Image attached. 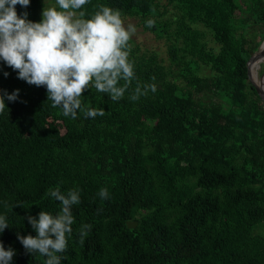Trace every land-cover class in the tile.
I'll return each mask as SVG.
<instances>
[{
    "label": "trees",
    "instance_id": "1",
    "mask_svg": "<svg viewBox=\"0 0 264 264\" xmlns=\"http://www.w3.org/2000/svg\"><path fill=\"white\" fill-rule=\"evenodd\" d=\"M44 1L17 5V14L38 22ZM100 4L165 39L169 65L131 46L136 79L124 97L85 88V105L104 115L73 119L44 86L0 62V90H19L0 112V213L9 223L0 241L15 250L13 264H43L17 234L35 235L28 215L59 210L48 196L56 186L79 188L81 199L61 264H264V105L246 66L264 39V0H167L172 16L159 0L84 8ZM137 82L157 90L132 101ZM81 224L91 225L83 241Z\"/></svg>",
    "mask_w": 264,
    "mask_h": 264
},
{
    "label": "clouds",
    "instance_id": "2",
    "mask_svg": "<svg viewBox=\"0 0 264 264\" xmlns=\"http://www.w3.org/2000/svg\"><path fill=\"white\" fill-rule=\"evenodd\" d=\"M89 3L90 0H54V5L43 7L41 19L34 22L28 19L27 11L18 15L16 10L17 5L27 8L30 0H0V62L26 83L44 86L52 107L73 119L78 112L85 118L104 115L102 109L85 105V88H94L112 101H119L136 79L134 62L129 58L135 25L125 24L120 10L105 4L87 13L84 6ZM153 24L151 19L145 21L148 28ZM3 75L7 77L9 73L5 71ZM156 90L154 83L137 82L129 99L136 101ZM18 92L0 90V112L6 106L5 100H17ZM48 196L59 202V210L55 214L41 210L35 217L28 215L35 235L18 233L17 239L26 252L45 257L43 264H61L63 257L59 254L66 251L72 235V210L81 202L80 189L62 192L56 186L48 191ZM98 196L108 199V189L100 188ZM7 227L8 218L0 213V233ZM89 231L91 225L81 224V241ZM14 255L15 250L0 241V264H13Z\"/></svg>",
    "mask_w": 264,
    "mask_h": 264
},
{
    "label": "rangeland",
    "instance_id": "3",
    "mask_svg": "<svg viewBox=\"0 0 264 264\" xmlns=\"http://www.w3.org/2000/svg\"><path fill=\"white\" fill-rule=\"evenodd\" d=\"M160 3V9H167V16H172L173 15V8L167 4V0H159ZM50 4L54 5V1L51 0H45L43 7H48ZM43 7L40 11V14L43 10ZM123 21L125 24L132 23L136 27V32L132 35L130 39V45L132 47H135L139 49V51H153L155 52L158 57L162 60V62L167 66L169 65V59H168V54H167V48H168V42L165 39H157L151 32L145 31L142 29L140 23H139V18L135 16H125L122 17ZM260 35L257 34L256 30L250 31L248 33V38H249V45L250 46H255L256 43L259 40ZM207 40H208V45L215 46V43L212 41L210 35H207ZM259 46L255 51H257ZM264 69V64L262 61L260 62V69L258 71V77L261 74V72ZM201 73L203 74H208L209 69L207 67L202 66L201 68Z\"/></svg>",
    "mask_w": 264,
    "mask_h": 264
},
{
    "label": "water",
    "instance_id": "4",
    "mask_svg": "<svg viewBox=\"0 0 264 264\" xmlns=\"http://www.w3.org/2000/svg\"><path fill=\"white\" fill-rule=\"evenodd\" d=\"M257 60H261L264 64V39L260 43L258 50L254 51L246 62L248 79L251 85L255 88L256 92L259 94L264 105V69L259 75L257 82L253 80L250 70V65L255 63ZM135 224L136 222L135 223L128 222L127 225L131 227L134 226Z\"/></svg>",
    "mask_w": 264,
    "mask_h": 264
},
{
    "label": "bare ground",
    "instance_id": "5",
    "mask_svg": "<svg viewBox=\"0 0 264 264\" xmlns=\"http://www.w3.org/2000/svg\"><path fill=\"white\" fill-rule=\"evenodd\" d=\"M261 60H257L255 63L250 65L251 75L255 82L258 81V71L260 69Z\"/></svg>",
    "mask_w": 264,
    "mask_h": 264
}]
</instances>
